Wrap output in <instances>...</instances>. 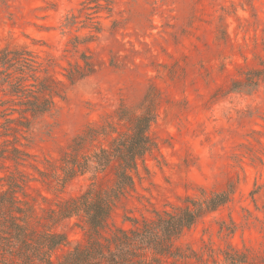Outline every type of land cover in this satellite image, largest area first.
<instances>
[{
    "label": "rangeland",
    "instance_id": "rangeland-1",
    "mask_svg": "<svg viewBox=\"0 0 264 264\" xmlns=\"http://www.w3.org/2000/svg\"><path fill=\"white\" fill-rule=\"evenodd\" d=\"M85 1L0 0V51L27 48L39 62L51 60L48 77L62 81L57 91L64 98H55L50 112L29 118L28 129L16 126L15 133L0 139L16 137L30 154L19 166L0 162V178L21 173L23 191L36 201L38 215L39 208L75 198L91 183L109 188L110 172L94 180L88 173L53 194L37 181L34 168L56 163L89 129L105 131L87 142L83 153L105 147L108 128L125 129L118 112L138 114L151 93L156 118L149 134L156 148L139 162L134 189L115 203L110 224L128 229L125 220L150 218L186 196H199L200 190L218 192L232 185L229 202L203 216L178 243L199 252L212 250L214 256L229 246L246 251V264H261L264 81L251 83L246 77L264 63V0H112L111 16L99 12L90 19L86 13L92 10L78 11ZM70 14L78 23L63 28ZM97 23L101 31L95 33L91 26ZM90 34L93 38L83 42ZM82 56L90 72L71 85L62 74L84 67ZM6 98L0 88V100ZM5 189L0 181V192ZM81 226L73 217L54 227L68 243L52 252L53 260L84 241Z\"/></svg>",
    "mask_w": 264,
    "mask_h": 264
},
{
    "label": "trees",
    "instance_id": "trees-1",
    "mask_svg": "<svg viewBox=\"0 0 264 264\" xmlns=\"http://www.w3.org/2000/svg\"><path fill=\"white\" fill-rule=\"evenodd\" d=\"M87 0L81 4L87 19L92 14L105 12L112 14V0ZM95 3L92 8L88 4ZM78 17L70 14L64 18L63 28L76 25ZM117 23L113 22V27ZM95 33L101 31L100 25L93 27ZM90 34L84 41L93 38ZM79 38H75L78 44ZM75 47V46H74ZM84 67L77 65L65 69L62 76L74 84L89 72L86 58H81ZM51 60L39 62L27 48H3L0 51V88L3 96L0 111L3 123L0 139L15 133L17 127L28 129L30 119H36L53 110L55 98L63 100L57 91L62 81L48 77L52 67ZM246 81H264L262 69L251 72ZM256 84L254 85H257ZM138 114L127 110L118 112V121L124 130L108 128L111 134L105 147L97 148L89 154L83 149L91 139L103 134L89 129L77 136L63 152L56 163L45 161L43 170L34 168L46 190L56 194L77 176L90 173L96 179L98 174L110 172L112 184L102 188L91 183L75 198L61 200L48 208L36 211V201L28 199L23 186L26 181L21 173L7 174L0 178L7 189L0 192V264H246L248 254L227 246L226 250L195 251L178 243L181 236L192 228L203 216L214 212L231 199L232 185L218 192L199 191V196H186L180 205L170 209L155 210L150 218H130V228L125 229L110 224L112 209L119 198L134 189V175L139 162L156 148L150 137L151 124L156 118L155 100L148 93L139 107ZM14 113L18 117H13ZM14 124L15 127H12ZM17 138L0 142V162H10L19 166L28 162L30 154L18 146ZM256 159V158H255ZM20 193L23 198H19ZM255 192H252L253 195ZM43 201L49 199L42 196ZM80 219L84 241L76 244L56 260L52 252L68 243L63 233L54 230L65 219ZM222 257L220 260L219 257ZM264 264V255L260 259Z\"/></svg>",
    "mask_w": 264,
    "mask_h": 264
}]
</instances>
